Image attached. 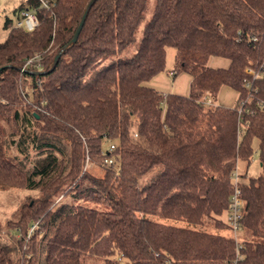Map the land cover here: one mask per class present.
I'll return each mask as SVG.
<instances>
[{"label": "trees", "instance_id": "obj_1", "mask_svg": "<svg viewBox=\"0 0 264 264\" xmlns=\"http://www.w3.org/2000/svg\"><path fill=\"white\" fill-rule=\"evenodd\" d=\"M53 1L20 4L15 18L31 10L38 26L6 19L0 41V190L39 195L0 224V264H264V0H96L51 72H22L37 55L50 68L89 0ZM167 48L187 96L147 85ZM223 86L231 107L212 103ZM254 144L237 237L223 217ZM62 191L69 202L52 206Z\"/></svg>", "mask_w": 264, "mask_h": 264}, {"label": "rangeland", "instance_id": "obj_2", "mask_svg": "<svg viewBox=\"0 0 264 264\" xmlns=\"http://www.w3.org/2000/svg\"><path fill=\"white\" fill-rule=\"evenodd\" d=\"M27 0H0V41H3L8 33V29H6L4 27V23L6 19H10L12 20V23H15L17 18H15L14 15V9H16L20 4H25ZM14 26V24L12 25ZM170 50V49H169ZM212 65H214L215 67H226L228 65V61L225 59H221V58H212ZM43 71V70H42ZM184 77H180V79H178V87L179 89L184 93H186L185 95H187L188 93V85L186 82V78L187 75L183 74ZM179 78V77H178ZM156 80H160V79H156ZM167 80L169 82H173V75L170 74L167 77ZM153 84V83H151ZM156 85V84H153ZM22 92H24V100H30V93H26V88L28 87V84L22 85ZM28 90V89H27ZM28 92V91H27ZM231 94V93H229ZM228 94V95H229ZM229 99H231L229 97ZM227 99L224 98L223 102H226ZM220 105V103H219ZM253 155H252V159L250 161V163L248 165H246V163L242 160H239L237 162L236 165V170L234 172L235 177L233 178V183L236 181H239V183L247 181L248 178L250 177H257L259 175L260 169H259V162H258V153H257V149H256V144L253 145ZM86 171L88 173H90L91 175L95 176V177H102L104 175V170L99 167L98 165H95L94 163H88L86 166ZM236 178V180H235ZM27 193L24 192H19L17 190H6V191H1L0 190V224L2 226H6L4 223V221L9 220L10 218H8L12 211L16 208L17 205H20L21 203L23 204H29L31 203L35 198H37L39 195L38 193H29V195H26ZM69 195L70 193L66 192V191H62L61 193H59L53 200V205H56L58 202H69ZM21 198V200H20ZM223 219L226 221V214L223 217ZM17 220V217L15 215L12 216V220L11 222L13 223L14 221ZM167 223H171V224H175V225H179V226H188V224L183 223V222H173L172 220H164ZM32 227H30L31 229ZM3 231V230H2ZM207 232H215V230H213V228L208 227L206 228ZM223 234L225 235H229L231 234V232H227L226 230L223 231ZM243 235L244 237H249L248 234L246 233H242L238 232L236 234V236H240ZM89 264H95L93 262H90Z\"/></svg>", "mask_w": 264, "mask_h": 264}, {"label": "built area", "instance_id": "obj_3", "mask_svg": "<svg viewBox=\"0 0 264 264\" xmlns=\"http://www.w3.org/2000/svg\"><path fill=\"white\" fill-rule=\"evenodd\" d=\"M37 1H38L39 6L46 10H50L51 6L54 5L53 0H37ZM38 24L39 22H38L36 13L28 9H23V10H20L17 20L14 23L13 27L23 28L25 31L31 32L38 26ZM31 67L34 68L35 71L43 70L42 65H41L40 56L37 55V56H34L28 59L21 68L27 70V68H31ZM247 72L253 77H256V74L253 70L247 69ZM263 76H264V70H263ZM248 83H246L247 87L249 85ZM28 101L29 100H26V102ZM210 101L211 100H207L206 103L210 104L211 103ZM257 104L261 106L262 108H264V101H257ZM240 111H242V108L240 109ZM112 149H113V146H110V150ZM106 163L112 164V159H108ZM234 177L235 175L233 174L232 178ZM233 184L235 188H234V193L229 199V208H228V211L226 212V222L230 226L231 230L234 233H237L240 229V220L242 217V200L240 197V190L237 188L236 182H234Z\"/></svg>", "mask_w": 264, "mask_h": 264}, {"label": "crops", "instance_id": "obj_4", "mask_svg": "<svg viewBox=\"0 0 264 264\" xmlns=\"http://www.w3.org/2000/svg\"><path fill=\"white\" fill-rule=\"evenodd\" d=\"M174 55H175V51L172 48H167V50H166V69H165V71L160 73V74H158V75H156L154 78H152L147 83V85L149 87L157 90L158 92L163 93V94H177V95H181V96H187L188 93H189V87H190V82H191L190 75H188L185 72H181V73H178L176 76L173 77V79H175V80H173L172 83L167 80L168 75L173 74ZM211 59L209 60L208 65L210 67H212V68H218V67H215L214 65H212V60ZM226 67H223V68H226ZM183 74L187 75V78H186V82H187V85H188V93H187V95H185L186 93H184L183 90L181 91L179 89V87L177 86L178 85L177 84L178 83L177 82L178 79H180L181 76L185 78V76H183ZM156 79H160V80H156ZM151 83L156 84V85H153ZM229 93H231V94H229ZM229 97L231 99H229ZM224 98L227 99L226 102H223ZM235 100H236V93L232 89H230V88H228L226 86H223L220 89L216 99L212 100V103L215 104V105H218V106H222V107H231L235 103ZM219 103H220V105H219Z\"/></svg>", "mask_w": 264, "mask_h": 264}, {"label": "water", "instance_id": "obj_5", "mask_svg": "<svg viewBox=\"0 0 264 264\" xmlns=\"http://www.w3.org/2000/svg\"><path fill=\"white\" fill-rule=\"evenodd\" d=\"M95 1L96 0H89L88 1V3L86 4V7H85V9H84V12H83V15H82V18H81V20H80V22H79V24H78V26H77V28H76V30H75V32H74V35H73V37H72V39H71V41L66 45V46H64V47H62L57 53H56V55L54 56V58H53V60H52V62H51V65H50V68L48 69V70H43V71H27V70H25V69H23V68H21V67H18L17 69L18 70H20V71H22V72H27V73H30V74H33V75H45V74H47V73H49V72H51L54 68H55V66H56V64L58 63V60H59V58L61 57V55L72 45V44H74L75 42H76V40L78 39V36H79V34H80V32H81V29H82V27H83V24H84V22H85V18H86V15H87V13H88V11L90 10V8L92 7V5L95 3Z\"/></svg>", "mask_w": 264, "mask_h": 264}]
</instances>
